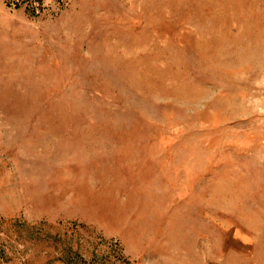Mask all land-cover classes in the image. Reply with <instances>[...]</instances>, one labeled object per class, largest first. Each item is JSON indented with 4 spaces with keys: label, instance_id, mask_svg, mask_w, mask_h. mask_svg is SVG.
<instances>
[{
    "label": "rangeland",
    "instance_id": "374dc122",
    "mask_svg": "<svg viewBox=\"0 0 264 264\" xmlns=\"http://www.w3.org/2000/svg\"><path fill=\"white\" fill-rule=\"evenodd\" d=\"M0 264H264V0H0Z\"/></svg>",
    "mask_w": 264,
    "mask_h": 264
}]
</instances>
